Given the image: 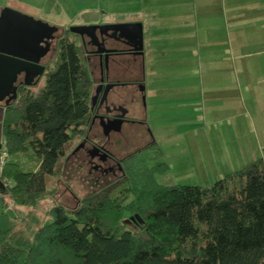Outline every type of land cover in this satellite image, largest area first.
Here are the masks:
<instances>
[{"label": "trees", "instance_id": "1", "mask_svg": "<svg viewBox=\"0 0 264 264\" xmlns=\"http://www.w3.org/2000/svg\"><path fill=\"white\" fill-rule=\"evenodd\" d=\"M91 87L78 44L65 35L42 81L18 88L6 106L0 264H264V154L211 185L165 184L156 175L168 165L152 141L122 159L119 177L70 207L49 206L51 221L32 222L48 180L79 162L71 151Z\"/></svg>", "mask_w": 264, "mask_h": 264}, {"label": "crops", "instance_id": "2", "mask_svg": "<svg viewBox=\"0 0 264 264\" xmlns=\"http://www.w3.org/2000/svg\"><path fill=\"white\" fill-rule=\"evenodd\" d=\"M7 1L0 8L39 10L48 16L40 19L59 29L66 24L55 21L72 20L76 14H83L85 22L69 26L141 22L142 59L134 60L131 68H140L144 85L143 126L166 115L174 120L173 134L183 138L181 125L190 121L187 130L203 129L211 140L212 158L219 147L228 155L230 145L218 143L213 131L192 125L223 123L241 140L253 128L249 119L264 114V0ZM154 139L146 143L161 146L160 138Z\"/></svg>", "mask_w": 264, "mask_h": 264}, {"label": "rangeland", "instance_id": "3", "mask_svg": "<svg viewBox=\"0 0 264 264\" xmlns=\"http://www.w3.org/2000/svg\"><path fill=\"white\" fill-rule=\"evenodd\" d=\"M1 4H10V2L7 0H0V6ZM21 9L24 11H19L32 15L35 18H39L38 16L40 15L48 17L42 12H39V10L26 9L25 6L21 7ZM64 15L66 14L64 13ZM72 17L76 18L72 20L63 19L55 22H65L66 28H63L64 30H68L70 24L85 22L86 20L82 18L83 14L72 15ZM62 31L63 29H61L60 32ZM67 36L71 39L74 38L70 30H68ZM49 57L50 56H47L46 58L49 59ZM132 66L134 67V64ZM135 68V70L133 69L134 74H140V68L136 66ZM40 81H42V77ZM123 90L124 89L119 88L117 91L122 92ZM122 93L124 94V92ZM124 96L127 98L124 104L129 108V113L132 118L144 119L146 96L144 95L145 98H142L141 90L138 88L134 89L131 97H129L128 94ZM249 120L253 121L251 122L253 128L247 133H242L241 140H236L231 130L226 128L223 123L217 127L207 123H203V125L201 123H195L192 125V127L200 126L208 131H213L214 135L219 136L218 143H227L230 145L228 151L232 152L228 155H224V152H222V149L219 147V149H217L219 154L214 158L210 157L209 154L212 152V148L210 147L211 140L208 141V136L203 129L187 130L190 128L191 123L190 121L183 120L181 135H184V137L180 138L173 134L175 125L173 118L166 117V115L162 117L159 116L152 121L150 120L151 122L147 128L144 127V123L141 125L125 123L120 132H113L110 135L108 148L117 154V156L125 157L137 148L145 145L150 139H154L155 137L158 139L160 138V148L163 150V159L167 163L168 169L162 174L156 175V179L159 182L165 184L211 185L217 179L250 164L264 154V114H258L256 119ZM158 127L159 129H157ZM255 127H258V129ZM236 128H240L239 124L236 125ZM179 130H181L180 126ZM211 134L212 132H209V139ZM165 138L167 139L166 142L163 141ZM4 156V153L0 156V165L3 163ZM71 162L70 171H65L64 168V174L59 178V181H55L53 178L48 180V193L45 198L39 200L37 205L31 208L32 211H30L33 214L29 213V215L34 224H43L51 221V217L45 213L49 206L63 204L70 207L75 204L76 199L82 198L93 190L103 186L107 180L112 179L111 176L100 177L98 174L89 173L83 169L80 170L81 168L78 166V163L72 160ZM55 182H57L56 185ZM53 187H55V189H53ZM50 190L53 192H50ZM13 207L14 206L9 207L7 210L8 213H13ZM18 207L19 211L16 213L21 212L23 214V211H28L22 206Z\"/></svg>", "mask_w": 264, "mask_h": 264}, {"label": "flooded vegetation", "instance_id": "4", "mask_svg": "<svg viewBox=\"0 0 264 264\" xmlns=\"http://www.w3.org/2000/svg\"><path fill=\"white\" fill-rule=\"evenodd\" d=\"M60 31L61 29H58L57 34L55 33L50 50L40 59V63L45 66L43 74L56 53L58 41L68 34V30ZM119 33L113 30L100 31L96 29L95 38L86 33L83 35L73 33V39L78 44L91 75L92 87L89 96L88 117L85 124L79 127L81 130L83 129L82 134L71 154L74 156V160L79 161L81 170L98 174L100 177L117 178L122 174L121 164L124 157L117 156L108 148L110 135L113 132H120L125 123L141 125L144 122L141 118H132L129 108L124 104L127 101L124 95L128 94L131 97L134 89H140V74L134 75L131 66L134 60L142 59V54H134L131 43ZM101 49L110 50L107 53V58H105V52H100ZM47 56H50L49 59L46 58ZM43 74L39 76L37 83ZM21 80L22 74L19 75L18 82ZM35 84L19 83L17 90L22 86ZM107 86H110L108 90ZM119 88L124 89L122 91L124 94L117 91ZM1 104L4 105L3 102ZM123 108H126L127 112L121 118L120 130H113L118 126L116 119L120 118ZM103 125L113 128L108 135L103 133Z\"/></svg>", "mask_w": 264, "mask_h": 264}, {"label": "water", "instance_id": "5", "mask_svg": "<svg viewBox=\"0 0 264 264\" xmlns=\"http://www.w3.org/2000/svg\"><path fill=\"white\" fill-rule=\"evenodd\" d=\"M59 27L47 21L33 17L9 6L0 8V149L2 147V125L5 106L17 97L19 83L31 85L37 83L39 76L43 74L44 65L40 59L50 50L51 41ZM113 30L131 43L134 54H143V30L141 22H118L102 24H79L68 27L73 33L83 35L84 33L95 38V30ZM105 52V58L110 50L101 49ZM22 80L18 82L19 75ZM18 82V84H17ZM112 86V85H111ZM110 86H107V90ZM139 88L144 91L143 83ZM144 94L142 98L144 99ZM3 102L4 105L1 103ZM127 110L124 108L120 113L118 126L111 128L103 125V133L108 135L110 130H120L121 118ZM1 156V151H0ZM4 184L0 180V188ZM141 221L137 214L134 215ZM130 216L127 221L133 220Z\"/></svg>", "mask_w": 264, "mask_h": 264}]
</instances>
